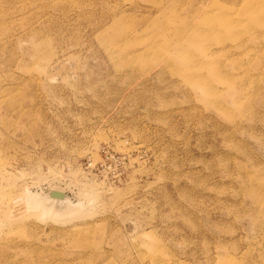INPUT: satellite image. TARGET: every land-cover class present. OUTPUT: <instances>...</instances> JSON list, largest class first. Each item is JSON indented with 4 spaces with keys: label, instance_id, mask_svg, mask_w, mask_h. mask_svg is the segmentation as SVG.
I'll return each mask as SVG.
<instances>
[{
    "label": "rangeland",
    "instance_id": "1",
    "mask_svg": "<svg viewBox=\"0 0 264 264\" xmlns=\"http://www.w3.org/2000/svg\"><path fill=\"white\" fill-rule=\"evenodd\" d=\"M0 264H264V0H0Z\"/></svg>",
    "mask_w": 264,
    "mask_h": 264
},
{
    "label": "bare ground",
    "instance_id": "2",
    "mask_svg": "<svg viewBox=\"0 0 264 264\" xmlns=\"http://www.w3.org/2000/svg\"><path fill=\"white\" fill-rule=\"evenodd\" d=\"M44 196L45 197L43 198L44 199L46 198L45 200L47 204H49L50 206L53 203H57L58 205H64V206L71 205L68 201L66 194L61 189L53 188L49 190ZM30 206L35 208H41L40 202H35V201L31 202Z\"/></svg>",
    "mask_w": 264,
    "mask_h": 264
}]
</instances>
